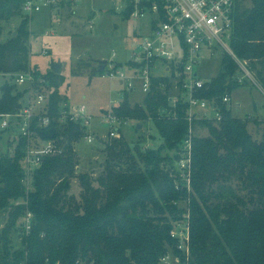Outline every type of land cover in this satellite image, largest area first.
I'll return each mask as SVG.
<instances>
[{
  "label": "trees",
  "instance_id": "obj_1",
  "mask_svg": "<svg viewBox=\"0 0 264 264\" xmlns=\"http://www.w3.org/2000/svg\"><path fill=\"white\" fill-rule=\"evenodd\" d=\"M23 2L0 0V36L2 22L20 17L15 34L0 42V75L29 71L47 80L50 122L38 127L37 133L44 140L62 138L65 150L42 158L29 190L22 167L24 138L17 139L11 153L0 150V218L4 220L0 264H159L169 250L182 264H264V120L257 122L262 132L255 140L247 120L232 116L221 103L224 94L231 95L248 80L237 81L241 70L232 55L222 54L217 75L198 92L199 97L218 103L222 119L194 121L196 130L207 129L208 134L195 133L192 138L189 188L176 166L187 133L186 104L178 102L176 117L160 115L162 109L171 110V84L158 77L152 79L142 103L131 105L125 92L112 111L124 119H150L162 144L147 150L135 146L132 154L127 142L111 136L106 146L111 160H105L104 176L97 178L95 187L87 173L78 174L82 192L75 203L67 190L75 176L73 144L81 139L83 129L68 120L59 122L64 100L59 86L64 76L51 69L40 76L29 66L32 17L21 14ZM156 2L162 12L161 0ZM133 10V4L125 0L122 18L129 19ZM229 49L264 89V0H251L250 6L235 0ZM98 67L93 72L101 73ZM14 86L8 82L1 86L0 113L20 107L22 93H15ZM121 157L129 163L114 170L111 161ZM183 200L185 208H178ZM26 210L33 214L28 234L22 228ZM186 215L187 256L170 235L172 222ZM12 232H18L16 248H12Z\"/></svg>",
  "mask_w": 264,
  "mask_h": 264
},
{
  "label": "built area",
  "instance_id": "obj_2",
  "mask_svg": "<svg viewBox=\"0 0 264 264\" xmlns=\"http://www.w3.org/2000/svg\"><path fill=\"white\" fill-rule=\"evenodd\" d=\"M60 0H24L21 6L22 13L32 16L33 13L42 8H55ZM134 10L133 18L149 17L144 24L145 35L132 43V52L127 62L117 65L113 59L115 54L107 59L101 73L116 79L121 85H125V91H139L145 96L151 91L153 78H167L171 84V95L169 97L171 110H161L160 115L176 117V107L180 100L186 104L183 110V118L187 122V133L180 145L179 158L176 162L180 178L189 188L191 146L192 138L196 129L194 121L209 120L214 123L222 119L221 108L215 100H207L199 97L198 92L205 85V81L197 77L195 65L199 60V52L203 48H212L214 45H225V40L230 38L235 0H161L160 5L156 0H129ZM151 4L146 5V2ZM91 26V25H90ZM46 54V50H42ZM237 62L243 76L237 77L238 82L251 79V74L229 51ZM13 84L22 87L19 101L20 107L14 111L0 113V130H6L14 139L24 138L22 167L24 169V185L26 189L31 188V178L34 170L38 168L45 156L63 154L65 143L60 139H42L37 133L38 127L49 125L47 115V103L50 89L44 84L47 80L39 78L36 80L29 71L17 72L11 75ZM36 85H41L39 88ZM165 87V83H161ZM230 95L224 94L221 103L228 109ZM112 106L108 113L101 116L103 122L108 125V134L118 137L120 125L128 119L120 118L113 114ZM92 115L84 105L61 104L59 122L71 121L83 129V138L90 143L98 138L91 129ZM33 214L26 210L22 216V228L28 234L32 226ZM188 216H184V229L173 228L171 237L175 238L177 248L188 255L189 227ZM186 219V220H185ZM173 257L179 261V257L167 253L161 258L170 260Z\"/></svg>",
  "mask_w": 264,
  "mask_h": 264
},
{
  "label": "rangeland",
  "instance_id": "obj_3",
  "mask_svg": "<svg viewBox=\"0 0 264 264\" xmlns=\"http://www.w3.org/2000/svg\"><path fill=\"white\" fill-rule=\"evenodd\" d=\"M244 3L250 6L251 0H244ZM58 5L73 8L70 12H64L63 21L57 15L50 17L47 7L33 13L32 16L22 12L21 14L27 18L32 17L27 40L31 55L29 66L36 68L41 76L50 71L52 63L60 64V74L65 78L59 86L63 102L69 105H84L93 116L91 129L98 138L95 137L90 143L82 138L73 144L76 159L75 176L70 180L67 195L76 203L80 201L82 192L78 174L87 173L95 187L98 186L97 178L105 174L104 163L109 157L106 146L111 136L108 134V125L103 122L101 116L108 113L110 106H118L124 99L125 92L131 105L142 103L144 97L139 91H125V85L119 84L116 79L106 77L103 72H93L98 66L96 60L108 59L114 53L113 59L123 66L132 52L133 41L145 35L147 28L145 30L144 24L149 21V17L123 19L120 12L125 0H60ZM7 22H2L0 40L10 38L12 29H16L20 22V17L15 16ZM224 42V47L214 45L199 52V60L195 65L198 78L206 82L217 75L222 54L230 51L229 39ZM42 50H46L47 53L43 54ZM240 62L251 74L252 80L248 79L249 82L246 80L232 91L228 109L232 116L246 119L248 132L253 139L259 140L262 129L257 122L264 118V89L257 84L246 63ZM237 76L242 77V71ZM35 79L39 80L36 77ZM4 82L12 84L11 75H0V94ZM14 88L15 93H20L22 87ZM138 123L142 125L141 129L137 128ZM119 129L117 136L128 143L132 154L135 146L147 150L157 149L162 144V138L150 119L144 121L128 119ZM196 134L206 136L208 131L197 129ZM16 144L17 139L7 132H0L2 152L11 153ZM109 158L111 160V157ZM128 163L127 157H121L113 159L110 165L114 170H120ZM178 208H185L184 200L178 203ZM3 222L4 220L0 218V230ZM172 223L174 229L185 228L183 219ZM10 237L12 248L19 246L18 232H12ZM169 252L171 253V250ZM159 264L182 263L171 257L170 260H163Z\"/></svg>",
  "mask_w": 264,
  "mask_h": 264
},
{
  "label": "crops",
  "instance_id": "obj_4",
  "mask_svg": "<svg viewBox=\"0 0 264 264\" xmlns=\"http://www.w3.org/2000/svg\"><path fill=\"white\" fill-rule=\"evenodd\" d=\"M73 8L72 7H62L60 5H58L57 7L55 8H48V12H49V16L51 17L52 15H57L59 16V18L62 20L63 17H64V12H70L72 11ZM63 21V20H62ZM8 23V22H7ZM9 25V23H8ZM4 28V26H3ZM5 29V28H4ZM3 31V30H2ZM12 33L15 34V29H12ZM2 34V33H1ZM1 37V36H0ZM4 40H0V42H3ZM31 57L30 53H29V58ZM119 63V62H118ZM230 98H232V95H230ZM231 100V99H230ZM264 120V118H260V121Z\"/></svg>",
  "mask_w": 264,
  "mask_h": 264
},
{
  "label": "water",
  "instance_id": "obj_5",
  "mask_svg": "<svg viewBox=\"0 0 264 264\" xmlns=\"http://www.w3.org/2000/svg\"><path fill=\"white\" fill-rule=\"evenodd\" d=\"M97 64L99 65L98 67V70L97 71H101L103 70L106 62H107V59L106 58H102V59H97L96 60ZM51 70L55 73H60V70H61V65L58 64V63H52L51 64ZM137 128L141 129L142 128V125L140 123L137 124ZM148 132H146L147 134Z\"/></svg>",
  "mask_w": 264,
  "mask_h": 264
}]
</instances>
